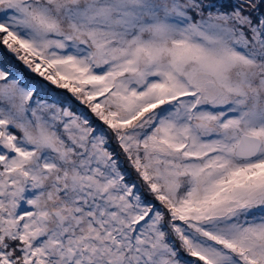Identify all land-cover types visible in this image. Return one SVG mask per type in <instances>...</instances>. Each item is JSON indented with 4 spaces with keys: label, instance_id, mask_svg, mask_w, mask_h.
<instances>
[{
    "label": "snow or ice",
    "instance_id": "obj_1",
    "mask_svg": "<svg viewBox=\"0 0 264 264\" xmlns=\"http://www.w3.org/2000/svg\"><path fill=\"white\" fill-rule=\"evenodd\" d=\"M0 264H264V0H0Z\"/></svg>",
    "mask_w": 264,
    "mask_h": 264
}]
</instances>
